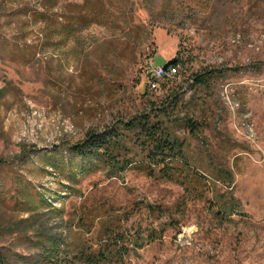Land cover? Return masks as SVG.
<instances>
[{"label":"rangeland","instance_id":"1","mask_svg":"<svg viewBox=\"0 0 264 264\" xmlns=\"http://www.w3.org/2000/svg\"><path fill=\"white\" fill-rule=\"evenodd\" d=\"M42 6L68 33L43 29ZM175 59L184 72L158 79ZM205 71L221 77L193 85ZM174 96L161 120L186 144L185 183L70 151ZM0 162V252L36 262L43 241L109 228L125 264H264V0H6Z\"/></svg>","mask_w":264,"mask_h":264},{"label":"trees","instance_id":"2","mask_svg":"<svg viewBox=\"0 0 264 264\" xmlns=\"http://www.w3.org/2000/svg\"><path fill=\"white\" fill-rule=\"evenodd\" d=\"M53 1L56 0H45L50 3ZM5 8L6 0H0V16ZM21 8L12 10V14L33 12L40 17V24L44 30L52 28L53 21L58 23L59 19L62 21L68 19V15L63 11L57 15L51 10L43 9V6L30 12L24 7ZM59 25L60 27L52 28L55 34L68 33L67 27L60 23ZM169 69L175 71L174 75L169 76L165 73L162 79H173L184 72L179 59L173 60L167 71ZM220 77V72L205 71L192 75L191 82L197 87L204 88L212 79ZM157 80L154 79L156 82ZM177 105L178 100L174 96L165 105H153L148 112L137 115L127 122L100 132L89 133L81 143L72 146L70 151L82 160L87 162L93 160L104 165L111 175L135 167L144 171L150 178L185 183L189 178L185 173L190 172L192 163L185 151L186 144L170 133L161 120L162 117L168 116L170 108L175 109ZM185 125L191 134L198 129L197 122L191 119H185ZM53 158L52 155L50 159ZM71 174L72 172L70 176H73ZM195 178L204 179L199 175ZM227 210L226 205H221L219 214L222 215ZM98 235L99 238L97 236L94 242L80 239L73 241L69 236L58 240L50 239L47 243L43 241L46 246H43L44 249L36 262L30 256L4 250L0 252V264H125V258L130 250L127 245L119 242V235L109 228L102 230Z\"/></svg>","mask_w":264,"mask_h":264},{"label":"built area","instance_id":"3","mask_svg":"<svg viewBox=\"0 0 264 264\" xmlns=\"http://www.w3.org/2000/svg\"><path fill=\"white\" fill-rule=\"evenodd\" d=\"M165 73H168L169 76H173L175 71L173 69H169L168 71L167 70H162V71H159V74L157 77L158 79L162 77V75H164ZM156 78V77H155ZM156 78V79H157ZM151 88L154 89V90H157L159 88L158 84L156 83V81H154L152 84H151Z\"/></svg>","mask_w":264,"mask_h":264},{"label":"water","instance_id":"4","mask_svg":"<svg viewBox=\"0 0 264 264\" xmlns=\"http://www.w3.org/2000/svg\"><path fill=\"white\" fill-rule=\"evenodd\" d=\"M173 61L167 63L165 66H164V70H167L169 68V66L172 64Z\"/></svg>","mask_w":264,"mask_h":264}]
</instances>
